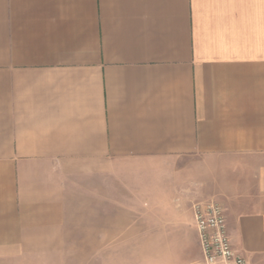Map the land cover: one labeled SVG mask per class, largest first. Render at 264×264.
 Listing matches in <instances>:
<instances>
[{"label":"crops","instance_id":"0c3cea01","mask_svg":"<svg viewBox=\"0 0 264 264\" xmlns=\"http://www.w3.org/2000/svg\"><path fill=\"white\" fill-rule=\"evenodd\" d=\"M211 201L264 264V0H0V264H205Z\"/></svg>","mask_w":264,"mask_h":264},{"label":"built area","instance_id":"2783aa9c","mask_svg":"<svg viewBox=\"0 0 264 264\" xmlns=\"http://www.w3.org/2000/svg\"><path fill=\"white\" fill-rule=\"evenodd\" d=\"M195 226L205 264H248L233 252L227 232L225 210L221 204L211 201L196 205Z\"/></svg>","mask_w":264,"mask_h":264}]
</instances>
